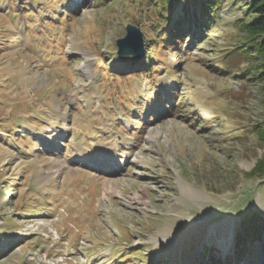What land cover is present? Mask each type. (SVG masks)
<instances>
[{
  "label": "rangeland",
  "instance_id": "374dc122",
  "mask_svg": "<svg viewBox=\"0 0 264 264\" xmlns=\"http://www.w3.org/2000/svg\"><path fill=\"white\" fill-rule=\"evenodd\" d=\"M140 8L0 0V264H264V85L222 70L245 6L157 51L152 79L114 59L127 25L151 36Z\"/></svg>",
  "mask_w": 264,
  "mask_h": 264
},
{
  "label": "trees",
  "instance_id": "16d2710c",
  "mask_svg": "<svg viewBox=\"0 0 264 264\" xmlns=\"http://www.w3.org/2000/svg\"><path fill=\"white\" fill-rule=\"evenodd\" d=\"M181 1L140 0V5L145 8V11H141L140 8L139 12L144 14L148 30L151 31V36L148 37L146 43L149 51L146 58L141 62L144 67L141 74L148 79L155 78L156 74H158L156 73L158 67L154 64L163 62L161 57L157 56V51H180L186 35L188 36L187 38H194V40L198 37L192 32L193 29L199 27L202 32L203 29L211 30L216 25L224 6V0H183V15L179 16V20H175L172 14L176 11ZM233 1L238 6L244 5L245 12L243 18L236 21L239 41L233 47L231 56L233 58L222 63V70L229 75L234 74L238 79L257 81L264 85V0ZM114 59L118 61L119 58L116 56ZM103 62L107 75L111 76V70L108 69L107 63ZM130 75L136 76L133 70H131ZM113 78V80L117 78L125 79V77L117 75L113 76ZM161 98L162 96L157 94L156 99L159 100ZM250 132L258 138V144L264 150V123H257L250 129ZM246 177L249 179L264 178V156L256 162L251 171L246 173ZM252 220L255 224H250L246 233L254 229L258 235L263 223H258L256 217ZM254 235L252 234V236ZM245 251L246 249L242 250L243 253ZM167 264H171V262Z\"/></svg>",
  "mask_w": 264,
  "mask_h": 264
},
{
  "label": "water",
  "instance_id": "95a60500",
  "mask_svg": "<svg viewBox=\"0 0 264 264\" xmlns=\"http://www.w3.org/2000/svg\"><path fill=\"white\" fill-rule=\"evenodd\" d=\"M119 47L118 55L120 58L133 56L136 61H140L145 56V42L143 34L139 28L128 25L127 35L117 41Z\"/></svg>",
  "mask_w": 264,
  "mask_h": 264
},
{
  "label": "bare ground",
  "instance_id": "6f19581e",
  "mask_svg": "<svg viewBox=\"0 0 264 264\" xmlns=\"http://www.w3.org/2000/svg\"><path fill=\"white\" fill-rule=\"evenodd\" d=\"M116 154H113L112 152L110 153H108L107 155H104L103 156V160L101 161L102 163H106V162H109L114 156H115ZM110 163V162H109ZM196 235H202V233H199V232H196ZM232 243V240H230V244ZM229 244V243H228ZM223 248H226V249H228V246H225V247H223ZM224 250V252H223V254L225 255L226 253V251L227 250ZM227 255V254H226Z\"/></svg>",
  "mask_w": 264,
  "mask_h": 264
}]
</instances>
